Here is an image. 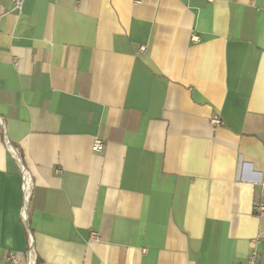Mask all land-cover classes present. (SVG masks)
Returning <instances> with one entry per match:
<instances>
[{"label": "crops", "instance_id": "0c3cea01", "mask_svg": "<svg viewBox=\"0 0 264 264\" xmlns=\"http://www.w3.org/2000/svg\"><path fill=\"white\" fill-rule=\"evenodd\" d=\"M0 119V264H264V0H0Z\"/></svg>", "mask_w": 264, "mask_h": 264}, {"label": "built area", "instance_id": "2783aa9c", "mask_svg": "<svg viewBox=\"0 0 264 264\" xmlns=\"http://www.w3.org/2000/svg\"><path fill=\"white\" fill-rule=\"evenodd\" d=\"M20 6V2H16V8ZM193 39H196V37H193ZM211 123L213 125H220L221 122L216 118L211 119ZM0 132L3 141L6 144H9L5 132H4V126L3 122L0 119ZM91 151L95 153H100L103 151V142L97 138L93 139V143L91 146ZM12 153L14 157H17V153L15 150H12ZM21 207L19 211V218L23 226L28 230L29 229V213H30V202L32 198V192H33V182L29 174L26 172L24 168H21ZM253 213L256 216H260L264 214V203H258L255 202L253 206ZM92 239L96 240V235L92 234ZM257 243L256 239L252 240V244L255 245ZM7 261L9 264H22L18 259L15 253H9L7 256ZM247 261L249 264H260L259 263V257L255 249H252L247 257ZM24 264H37L34 258V250H33V244L32 239L28 235V245L27 250L25 253V261Z\"/></svg>", "mask_w": 264, "mask_h": 264}]
</instances>
